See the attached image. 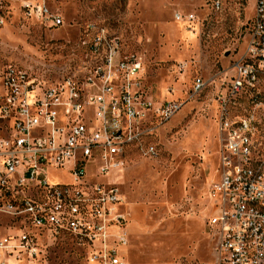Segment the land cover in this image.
Listing matches in <instances>:
<instances>
[{
  "label": "built area",
  "instance_id": "obj_1",
  "mask_svg": "<svg viewBox=\"0 0 264 264\" xmlns=\"http://www.w3.org/2000/svg\"><path fill=\"white\" fill-rule=\"evenodd\" d=\"M212 1L221 10L223 0ZM23 8L46 26L64 25L45 6ZM176 20L195 16L178 13ZM81 46L87 72L57 81L12 64L0 67V264H40L43 239L61 237L84 252L85 264H126L130 219L119 209L124 201L112 180L141 144L144 125L169 122L183 105L150 99L142 60L105 28L88 25ZM237 57L216 96L221 168L209 190L214 205L207 226L218 240L215 264H264V0L256 2ZM203 86L197 79L196 90ZM142 153L153 156L155 148ZM69 165L64 182H49V171Z\"/></svg>",
  "mask_w": 264,
  "mask_h": 264
},
{
  "label": "rangeland",
  "instance_id": "obj_2",
  "mask_svg": "<svg viewBox=\"0 0 264 264\" xmlns=\"http://www.w3.org/2000/svg\"><path fill=\"white\" fill-rule=\"evenodd\" d=\"M212 2L4 0L0 7V67L12 64L46 82L83 74L90 60L81 39L96 24L142 60L150 99L183 105L169 122L144 125L141 144L130 149L124 173L112 180L124 201L119 209L132 210L126 264H215L217 258L218 240L207 226L214 205L209 190L221 168L216 96L229 81L227 68L246 47L257 0H223L219 11ZM27 3L45 6L64 25L46 26L24 10ZM178 13L195 21H177ZM197 79L204 82L201 91ZM149 146L155 155L142 153ZM71 168L49 171V182H64ZM42 244L40 264H85L84 252L68 237Z\"/></svg>",
  "mask_w": 264,
  "mask_h": 264
},
{
  "label": "crops",
  "instance_id": "obj_3",
  "mask_svg": "<svg viewBox=\"0 0 264 264\" xmlns=\"http://www.w3.org/2000/svg\"><path fill=\"white\" fill-rule=\"evenodd\" d=\"M123 211H125V210L123 209ZM125 212H127V213H128L129 217H132V210H131V209H130V210H128V211H125Z\"/></svg>",
  "mask_w": 264,
  "mask_h": 264
}]
</instances>
